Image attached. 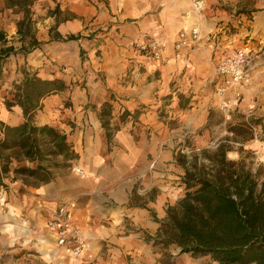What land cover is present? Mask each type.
I'll list each match as a JSON object with an SVG mask.
<instances>
[{
  "label": "crops",
  "instance_id": "obj_1",
  "mask_svg": "<svg viewBox=\"0 0 264 264\" xmlns=\"http://www.w3.org/2000/svg\"><path fill=\"white\" fill-rule=\"evenodd\" d=\"M215 3L205 0L201 15H196L190 0L33 1L35 9L46 12L33 21L39 44L29 53L9 57L2 71L8 76V91L23 80L21 69L41 79H62L66 85L41 101L35 122L60 130L78 155L72 171H81H74V177L83 180L85 202L75 210L74 225L95 252L85 264H127V256L133 264H160L154 247L127 226L155 232V218L164 219L167 203L184 196L183 173L173 159L176 141L189 137L190 152L206 147L215 133L221 136L227 123L249 117L260 119L264 127V10L236 14ZM194 27L199 42L186 61L172 51L165 63L148 61L129 45L144 34L173 38ZM69 36L77 39L68 41ZM244 42L252 44L256 58L247 71L250 82L234 104L230 92H214V65ZM180 95L188 99H182L184 108L178 104ZM105 103L110 106L109 140L100 121ZM123 113L127 117L120 122ZM215 113L222 116L219 124L211 123ZM169 119L177 121L176 128L168 126ZM22 121L21 109L8 111L0 98V131L1 124L12 127ZM56 174L51 171L47 183L30 186L25 194L0 192V209L12 217L26 216L31 227L45 224L47 212L59 204ZM12 178L5 175L3 186L5 180L26 185L31 179ZM152 192L147 207L130 204ZM48 238L36 248L45 260L58 261L61 250ZM83 257L74 263H84Z\"/></svg>",
  "mask_w": 264,
  "mask_h": 264
},
{
  "label": "trees",
  "instance_id": "obj_2",
  "mask_svg": "<svg viewBox=\"0 0 264 264\" xmlns=\"http://www.w3.org/2000/svg\"><path fill=\"white\" fill-rule=\"evenodd\" d=\"M7 1L8 7L19 8L27 16L16 24L17 34L24 37L23 30L30 32L31 29L28 13L33 1ZM76 39L77 36L67 38L68 41ZM0 44L1 76L9 57L29 53L30 48H36L39 43L33 39L28 50L23 47L16 51L13 46H5V35L0 31ZM21 73L23 80L12 83L4 96L6 109L11 111L18 106L23 121L12 127L1 124L0 186L9 173L13 175L12 180L31 178L37 183H47L51 169L68 166L78 159L65 134L35 122L41 101L63 91L64 81L41 79L24 69ZM182 99L180 95V108H184ZM109 115L110 106L105 103L100 121L107 140L111 137L106 119ZM126 117L123 113L120 122ZM213 156L215 160L208 166L184 167L185 194L175 205L167 207L164 219L155 218L158 228L153 235H148L147 241L164 249L175 247L179 254L209 257L218 264H264V180L259 183L257 173L252 174L241 163L226 160L220 146ZM52 158H61V163L50 161Z\"/></svg>",
  "mask_w": 264,
  "mask_h": 264
},
{
  "label": "rangeland",
  "instance_id": "obj_3",
  "mask_svg": "<svg viewBox=\"0 0 264 264\" xmlns=\"http://www.w3.org/2000/svg\"><path fill=\"white\" fill-rule=\"evenodd\" d=\"M8 3L9 2L7 0H0V31L5 35V46H13L16 51L23 47V49H28L31 47L30 44L32 43V39L35 38L34 36H36L38 29L37 26L34 25L33 21L35 20L36 22V19L43 17L46 12L42 11L41 9H35L33 6H31L28 13V17L31 19L32 23L30 32L23 30L24 37L20 36L19 38V35L15 30V25L17 21H20L24 16L25 18L27 16L24 15V13L19 8L8 7ZM215 6L221 10L234 11L236 14L251 13L264 10V0H216ZM220 58L221 57L218 59ZM217 62L218 60L216 63ZM216 63L214 65V71ZM12 76L13 75L11 74V77ZM6 77L8 78L5 73H1L0 98H4L8 91V86H6ZM215 78L216 82L213 83V86H216H214V92L216 93L217 87H219L221 84V79L217 78L216 75ZM67 104L68 102L65 100L63 106L65 107ZM60 110L63 112L62 108ZM75 112L77 111L75 110ZM249 120L257 125L261 131L259 143L253 142L254 140L252 138V133L245 122H232L225 124L222 135L218 136L215 133V137L210 138L208 145L206 147L200 148L199 150L189 152V150L192 149V142L190 141L189 137L184 138L182 142L176 141L173 159L176 165L182 170V178L184 177L185 172L184 167L191 169L195 164H204L205 166L210 165L212 161L215 160L213 154L220 146L225 152L226 160L241 163L244 168L250 170L252 174L257 173V180L259 183L262 182L264 180V143L262 144L261 142L264 141V127H262L263 124L260 123V119L249 118ZM167 122H169L168 126L170 128H176L175 125H177V121L169 119ZM213 122L215 124H219L222 122V116L220 117L218 113H215L211 123ZM232 129L235 130L232 131ZM9 153L11 152H6V154ZM50 161H57L61 163V158H52ZM24 164L26 165V163ZM68 167H70V169H68ZM73 167L74 165L72 166V164H69L68 166L62 165L58 168L51 169V171L57 173L55 175V180L58 179L60 181L56 187L59 198V204L57 203L58 206L62 203H71L74 210H76L80 204L85 202V195L83 194L84 191L81 188L84 185L82 182L83 180L78 179V177H74L75 172L72 171ZM30 186H37V182H35L33 179H28V184L26 185H23L19 181L17 185H11L9 180H5L4 186H0V192H6L8 195L15 192H18L19 194H25ZM152 197H154V192H152L151 195H147L148 199H144V197L141 196L133 198L130 204H132V206L147 207V201L152 199ZM178 201L179 200L175 201L173 205H175ZM173 205H169L167 203V207ZM0 208L3 209L4 206H1L0 204ZM2 209H0V264H78L74 263V260L64 261L61 259V254L59 255L60 257L57 258L58 261L45 260L43 251H40L36 248L37 245H43L39 242V240H42V238L45 237L49 241L48 237H50V235L48 236L46 233L45 224H42L40 227H34L35 224H32L33 226L31 227L30 222L28 223V221L31 219H27L26 216L17 217V215L14 216V218L10 216L8 212ZM50 212L51 211L47 212L46 219L48 218ZM128 220L129 219L126 218L123 223H128ZM19 227H24L26 230L22 229V234H20ZM128 227L129 226H127V229L129 231L134 232L144 242L153 246L152 242L147 241V237L148 235H153L154 231L150 232L139 228ZM153 247L155 249V253L157 254V262L160 264H218L209 257H192L189 254H179L175 247H169L167 249H164L161 246ZM103 250L104 248L101 249L98 256H104L101 255L104 252ZM90 253L93 255L94 259L95 252L91 251ZM50 258L52 259L53 257ZM131 260V257L127 256V264H133L130 262ZM83 262L84 263L80 262V264H85L86 260Z\"/></svg>",
  "mask_w": 264,
  "mask_h": 264
},
{
  "label": "built area",
  "instance_id": "obj_4",
  "mask_svg": "<svg viewBox=\"0 0 264 264\" xmlns=\"http://www.w3.org/2000/svg\"><path fill=\"white\" fill-rule=\"evenodd\" d=\"M192 12L200 15L205 6V0H190ZM200 32L197 27L178 33L174 38L144 34L130 42V47L148 61L165 63L170 51L178 59L186 61L199 42ZM216 40V37H213ZM256 53L250 42L242 43L231 53L223 55L215 66L214 74L221 79L216 93L223 95L231 93L230 103L237 104L242 98L241 88L250 82L247 74L253 64ZM224 108H227L224 106ZM245 123L252 133L255 142L260 139V129L246 118ZM76 173H81L74 168ZM75 210L71 203H62L51 211L45 222V228L54 238V244L61 250V259L65 260H93L88 251L87 241L82 231L74 225Z\"/></svg>",
  "mask_w": 264,
  "mask_h": 264
},
{
  "label": "bare ground",
  "instance_id": "obj_5",
  "mask_svg": "<svg viewBox=\"0 0 264 264\" xmlns=\"http://www.w3.org/2000/svg\"><path fill=\"white\" fill-rule=\"evenodd\" d=\"M87 247H88V244H87ZM88 251L91 252L89 248H88ZM72 261H73V260H72Z\"/></svg>",
  "mask_w": 264,
  "mask_h": 264
}]
</instances>
